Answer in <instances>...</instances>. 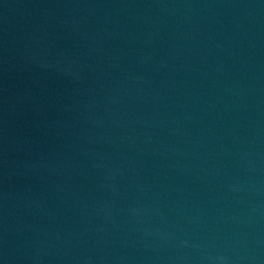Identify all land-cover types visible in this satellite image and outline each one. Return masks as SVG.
Returning <instances> with one entry per match:
<instances>
[{
	"label": "water",
	"instance_id": "water-1",
	"mask_svg": "<svg viewBox=\"0 0 264 264\" xmlns=\"http://www.w3.org/2000/svg\"><path fill=\"white\" fill-rule=\"evenodd\" d=\"M0 264H264V0H0Z\"/></svg>",
	"mask_w": 264,
	"mask_h": 264
}]
</instances>
